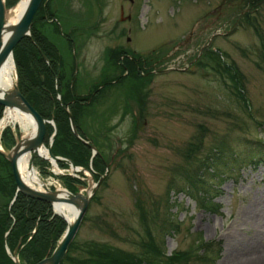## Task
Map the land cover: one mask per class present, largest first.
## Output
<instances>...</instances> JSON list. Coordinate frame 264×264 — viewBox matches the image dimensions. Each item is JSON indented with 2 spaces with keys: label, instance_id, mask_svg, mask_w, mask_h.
<instances>
[{
  "label": "rangeland",
  "instance_id": "rangeland-1",
  "mask_svg": "<svg viewBox=\"0 0 264 264\" xmlns=\"http://www.w3.org/2000/svg\"><path fill=\"white\" fill-rule=\"evenodd\" d=\"M71 4L86 17V21L79 20L80 30L74 29L75 34H88L90 31L83 27L93 23L99 27L85 40L79 36V48L76 44L75 60L79 74L85 77L82 82L89 84L88 79L95 78L100 66L109 60L104 47L124 46L131 56H135L133 51L147 63L156 60L155 71L148 73L149 80L142 89L143 115L139 116V110L130 102L132 113L120 117L118 110L106 122L112 144L105 153L106 146H102L107 171L95 186L94 198L88 201L73 237L75 246L106 243L136 252L142 233L134 204L138 198L149 221L153 208H158L159 220L167 202L171 204L169 212L178 228L163 236L165 254L186 250L194 238L200 237L201 241L218 243L215 260L201 264L255 261L264 250V155L259 156L261 161L252 159L256 152L260 153L256 140L264 139V128L255 121L264 124V62L260 59L263 47L259 37L264 42V1L250 8L245 20L243 10L239 11L242 0H105L99 25L97 4L91 6L90 0H71ZM120 29L123 34H117ZM110 30L113 34H109ZM45 35L63 47V56L64 52L70 54L59 34ZM71 36L78 41L74 34ZM177 42L182 44L176 45ZM207 48L218 49L222 59L240 72L242 94L247 100L245 110L226 76L194 63ZM115 67L105 63L103 68ZM79 91L85 90L80 87ZM118 91L112 93V98L102 99L99 108L108 101L107 106L112 107L113 99L125 93ZM88 120H92L91 116ZM7 126L13 130L11 123ZM192 141L201 143L196 156L204 155L210 147L221 146L222 141L234 153V159H230L233 170L220 178L207 174L201 189L205 205L214 210L201 207L185 192L167 191L172 180L176 184L181 181L172 171L186 165L183 153ZM115 148L122 150L117 153ZM0 149L7 150L1 141ZM33 168L40 180L53 188L65 186L52 174H76L66 167L49 166L46 172ZM218 168L223 169L222 165ZM81 172L86 185L89 173Z\"/></svg>",
  "mask_w": 264,
  "mask_h": 264
},
{
  "label": "trees",
  "instance_id": "trees-1",
  "mask_svg": "<svg viewBox=\"0 0 264 264\" xmlns=\"http://www.w3.org/2000/svg\"><path fill=\"white\" fill-rule=\"evenodd\" d=\"M16 1L4 0V4L10 7ZM262 1L264 0H242L243 6L239 11L243 10L242 16L245 17V20L248 19L249 9L255 8ZM254 30L257 31L255 27ZM259 37L260 44L263 47H261L260 59L264 62V42L260 35ZM42 47L44 49V45ZM47 49L44 50L45 55L53 64L51 70L47 69L43 59L32 49L27 36L22 37L15 44L12 49V56L16 65L18 88L42 118L53 121L56 133L50 145V152L55 156L65 157L75 166L83 168H86L90 161L92 168L101 173L106 166V156L103 155L102 146H106L104 153L108 147L112 146L108 141V135L103 134V139L107 145H103V142H96L98 150L95 155L90 157L89 147L81 143L71 132L67 114L63 107L68 104L67 108L71 113L74 125L79 135L83 137L87 135L88 115L92 116L91 108L94 99L85 104L79 103L77 97L74 101H71L70 89L74 90L75 88V81L71 80V70L70 72L66 71L62 65L61 56L56 55V50L50 43L47 44ZM120 49V47H116L106 50V53H109L107 54L109 59L106 60L107 64L118 65L117 61L122 52ZM202 53L201 57L195 60L194 63L203 67L208 66L221 77L226 76L231 82V91L239 99L245 110L247 100L242 94L241 74L238 69L234 65L225 62L218 49L207 48ZM203 57L207 60L203 61ZM125 61L131 60L124 56L122 62ZM58 66H60L59 71L57 70ZM128 69L130 67L124 68L126 71ZM39 74L43 75V81H40ZM55 75L57 76L56 91L54 90L53 81ZM119 78H124L126 81V83H123L126 95L124 98L125 110L127 112L131 111L129 109L130 102H133L139 110V116H142L144 109L142 89L148 82L149 76L147 74L142 75L137 70L133 75L128 73L124 77L120 75ZM70 81H73L71 88L69 87ZM57 93L60 96L59 99L56 97ZM1 111L2 106L0 105V115ZM255 121L264 128L261 120ZM132 128L135 127L132 126ZM52 130L53 127L46 123L45 132L47 137ZM99 134H101V130L95 132V135L98 136ZM132 135L130 134V137ZM256 141L259 145L256 148L260 153L256 152L255 159L252 158L256 160L255 162L259 161L260 157L264 155V139L260 138ZM1 142L5 148L12 145L13 132L9 127L2 130ZM221 144L218 147H210L204 155L200 153L199 156H196V153L201 149V143L199 141L188 142L183 153L186 165H179L172 171L174 176L178 174V177H181V181L176 184L172 180L167 187V191L185 192L188 197L200 202L201 207L210 208V206L205 205L204 199L201 197V189L207 180V174L211 178H220L229 174L230 170L234 168L230 160L234 159V153H231L227 143L224 144V141H222ZM121 150L119 148L117 152H121ZM57 165L62 168L66 167V164L62 161H57ZM220 165L223 169L218 168ZM61 178L67 186H70L74 179L69 175H63ZM14 191L15 184L9 163L0 154V264H14L10 255L17 242H19V245L16 249V256L19 262L21 264H34L52 251L63 233L66 222L61 216L53 213L50 204L42 200L28 198L20 193L14 194ZM13 196L14 199L9 204ZM92 198H94V195ZM167 203L168 207L160 219L157 220L158 208H153V214L150 215L149 221L148 214L145 213L141 201L138 198L135 199L134 204L142 232L139 234L141 236L137 242L138 250L136 252L106 243L92 242L87 245L75 246L74 240H71L59 264H201V261L212 263L218 254V243L213 240L201 241L199 240L200 237L194 238L193 243L186 250H175L169 254L163 252V236L178 228V223L174 222L172 213L169 212L171 204ZM73 250H78L79 253L71 254L70 251Z\"/></svg>",
  "mask_w": 264,
  "mask_h": 264
},
{
  "label": "flooded vegetation",
  "instance_id": "flooded-vegetation-1",
  "mask_svg": "<svg viewBox=\"0 0 264 264\" xmlns=\"http://www.w3.org/2000/svg\"><path fill=\"white\" fill-rule=\"evenodd\" d=\"M90 1H91V6H96V4L98 5V11L100 13V18L98 19L97 23L99 25V21H100L101 17L103 16L102 10H103L104 5H105V0H90ZM119 11L121 14V6H119ZM83 15L84 14L82 12H80V11L78 12V8H75L71 4V0L69 2L67 0H40L39 6L37 7V9H36V11L32 17L33 19L31 21V25L29 28L30 29L29 35L27 37H28L30 46L43 59L44 64L46 65L47 69L51 70L52 65H53L51 60H49L47 58V56L45 55V50H44V49H47V44L50 43V45L56 50V55L61 56L62 65L66 69V71L70 72V70H71V75H72L71 80L73 79V81H75L74 90L70 89L71 101H74L75 97H77V98H79V101H78L79 103L85 104V103L90 102L92 99H94L93 104H92V108H91L92 109V112H91V115H92L91 119L92 120L91 121L88 120L89 126H92L94 129L90 130L89 126H87L86 127V134L87 135L81 137L78 133L77 128L75 127L79 137L82 140L86 141V143L82 142L77 137L76 138L81 143L85 144L88 147H89V145L94 146V148H95L94 153H92L91 148L89 147V149L91 151L90 157H92L93 155L96 154V152L98 150V146H97L96 142H103V145H107L103 139V136H104L103 134L107 135V128L109 127V125H107L106 122H107L109 116H111L113 113H116L118 110H119L120 117L123 116L127 112L125 110V101H124V98L126 97L125 93H123L120 97H118L119 99L118 98L113 99L114 103L112 104V107H111V105L107 106V103L109 102L108 101L105 105H103L102 108H99L100 105L104 101L102 99H104L106 97L105 100H107V97L111 96L112 93L116 90L117 91L119 90L118 92H121V93L125 92L123 83H126V81L124 80V78H119L120 75H122V77H124V75L128 74V73L133 75L135 73V71H137V70H139L140 74H142V75H145L148 73H153L155 71L154 70V68H155L154 64H155L156 60L153 61L152 63H147L145 58L140 57V55L136 56V53H134L133 51H132V53L135 54V56L134 55L131 56V55L127 54L125 47L121 46L120 50L122 52L119 56V60L117 61L118 65L115 68L104 69L103 67L105 66V63H107V62H104V64L102 63L103 65H101L99 68L98 75L95 78H92V79L89 78L88 79L87 82L89 84H86V82H82V81H84L85 77L83 76V74L82 75L79 74V66L77 65V63H76L77 61L75 60L76 44H78V48H79V43H78L79 39H80L79 36H82L83 39L85 40L87 38L88 34H91V35L93 34L92 30L96 31L95 28L99 29V27L98 26L96 27V24L93 23V24L87 26V28L83 27L84 31H86V30H88V32L90 31L89 33L87 32L88 34H75L74 29L80 30V21L79 20L86 21V19H85L86 17H84ZM58 17L61 18V22L59 21ZM121 17L122 16H120V18ZM127 18H128V16H127ZM61 23H64L65 26L63 27ZM66 23H70V24L67 25ZM127 31H128V29H127ZM46 33L59 34L62 43L63 44L65 43L66 48H69L70 54H67L66 52H64V56H63L61 53V49L63 47L61 46V48H60L55 43H53L45 35ZM123 33H124V31H122L121 29L119 31H117V34H123ZM71 34H74L75 37H78V41H77V39L74 40V38L71 36ZM109 34H113V32L111 31ZM42 45H44V49H43ZM112 48H116V47H106V48L104 47V51H106L107 49L110 50ZM71 52H72V54H71ZM124 56L127 59H130L131 61L122 62V60L124 59ZM70 58H71V62H69ZM11 59H12L13 64H14V73H15V78H16V84L18 87L16 65H15V62H14L12 55H11ZM138 61H140V62H138ZM63 62H65L66 64L64 65ZM70 65H71L72 69H71ZM126 67H130V69H128L127 71L124 70V68H126ZM59 69H60V66H58L57 70L59 71ZM152 69H153V72H150ZM129 70H130V72H129ZM80 78H81V83H80ZM39 79H40V81H43V75L42 74H39ZM77 80H78V85L76 86ZM53 81H54V90L56 91V89H57V76L56 75L54 76ZM73 81H70V84H69L70 88H71ZM80 87L84 88L85 91L80 92L79 91ZM77 88H78V90H77ZM18 90H19V88H18ZM20 93L24 96V94L21 91H20ZM56 97L58 99L60 98L58 93L56 94ZM111 98H112V96H111ZM95 101H97L98 104L94 103ZM65 105H66V107L68 106V104H65ZM65 105L63 107H65ZM98 111H99V113L97 116V115H95V113H97ZM89 116L90 115H88V119H89ZM42 119H44V118H42ZM44 120L46 121L45 124L49 123V122H47V121H49V119H44ZM94 123H96V125ZM96 127L99 128V130H101V134H99L98 136L95 135V132H98ZM12 132H13V143H14L15 138L19 137L20 131L19 130H12ZM50 135L47 137L46 132H45V126H44V135H43L40 147H43L45 150H46V145L49 141ZM54 135H53V137H54ZM53 137H52V139H53ZM0 141H1V134H0ZM108 141H109V139H108ZM51 142H52V140H51ZM50 145H51V143H50ZM115 151L117 152V148H115ZM35 166L38 167L39 171H42V172H46L47 168L49 166H52V167L54 166L57 169L62 168V167H58L57 162L55 164H51L46 158L42 157L41 155L39 156L37 154H34L32 159H31V168L35 167ZM66 168H67V166H66ZM78 169H80V170L74 171L76 174H74V173L69 174L67 172V173L55 175V174H52L51 172L50 173L55 178L60 179L62 182H63V180H62L61 176H63V175H69L70 177L74 178L72 180V182L70 183V186H67V185H65V183H63L64 186L67 189H69L70 191H74V188H73L74 185L83 184V182L81 180L83 178L82 177L83 174H82L81 170L88 172L89 176L92 175L94 180H96L98 175H99V173L92 168L90 161L88 162L86 168L78 166ZM10 172H11V170H10ZM13 182H14V180H13ZM48 188L53 189V187H48ZM17 193H20V192H16V194ZM20 194H22V193H20ZM22 195H24V194H22ZM24 196H26V195H24ZM26 197L31 198L29 196H26ZM13 199L14 198H12L10 200L9 204L12 203ZM31 199H36V198H31ZM44 202H46V201H44ZM46 203H48V202H46ZM51 209H52V207H51ZM16 244L19 245V242H17ZM15 255H16V252H15Z\"/></svg>",
  "mask_w": 264,
  "mask_h": 264
},
{
  "label": "water",
  "instance_id": "water-1",
  "mask_svg": "<svg viewBox=\"0 0 264 264\" xmlns=\"http://www.w3.org/2000/svg\"><path fill=\"white\" fill-rule=\"evenodd\" d=\"M39 3L40 0H27L26 5L18 19L14 23H9L7 21L8 12L9 9H11L15 4L13 6L7 7L4 4V0H0V66L8 58H11V53L14 45L22 37L29 35L31 19L37 7L39 6ZM0 105L4 108H17L21 111L28 113L35 123V130L32 135L25 137L19 136L8 150L0 149V154L9 162L12 177L15 183V192H20L31 198L46 201L52 206V208L54 203H66L76 208V213L71 221H68L61 213L56 212L53 209V211L59 214L66 222L65 229L58 241L56 242V245L54 246L52 251L49 254L44 255V257L34 263L59 264L67 250L68 244L75 235L80 220L87 207L88 201L95 190V186L101 181L103 175L99 174L98 179L96 181H94V178L91 175L90 181L88 180L86 185L76 184V190L74 192H70L64 188L49 189L45 186L43 182L39 184L38 188L26 185L21 180L20 175L18 173L17 159L20 155L28 153L27 167L31 168V159L33 155L37 154L40 156V154L38 153V149L41 146L46 121L40 117L36 110H34L30 103L20 93L16 81H14L8 89L0 88ZM64 109L67 113L69 126L73 135L82 142L86 143V141L82 140L77 134L75 125L72 120V116L68 111L66 105ZM47 122H50V124L53 126V132L49 137V141L46 145L47 156H44V158L48 157L51 164H55V161L60 160L68 164V166L73 170L79 171L80 169L75 167L70 160L51 154L49 147L52 137L56 132V129L54 128V125L51 121ZM89 147L91 148L92 153H94V146L89 145ZM62 191L65 193L64 196L59 194ZM17 247L18 244H16V246L11 252V259L14 264H20L15 255Z\"/></svg>",
  "mask_w": 264,
  "mask_h": 264
},
{
  "label": "bare ground",
  "instance_id": "bare-ground-1",
  "mask_svg": "<svg viewBox=\"0 0 264 264\" xmlns=\"http://www.w3.org/2000/svg\"><path fill=\"white\" fill-rule=\"evenodd\" d=\"M26 2L27 0H20L17 5H15V7L9 9L7 18V21L9 23H14L18 19L26 5ZM14 75L13 61L11 58H8L0 66V88H10V86L14 82ZM3 113L0 119V128L8 123H11L12 125H16L20 129V137L30 136L34 133L35 123L28 113L17 108H5L3 110ZM38 153L42 157L47 156L46 150L43 147H40L38 149ZM27 162L28 153L20 155L17 159V170L20 178L26 185L38 188L39 184L42 181L38 177V174L33 167H27ZM59 194L64 196L65 193L62 191ZM53 209L54 211L61 213L68 221H71L76 213V208L66 203H54ZM245 264H264V250H262L261 253L258 254V258L255 261H249Z\"/></svg>",
  "mask_w": 264,
  "mask_h": 264
}]
</instances>
